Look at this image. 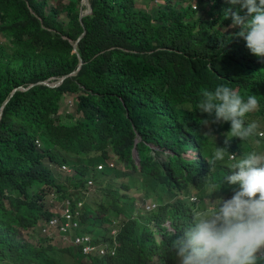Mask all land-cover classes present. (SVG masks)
I'll return each mask as SVG.
<instances>
[{"label": "trees", "instance_id": "trees-1", "mask_svg": "<svg viewBox=\"0 0 264 264\" xmlns=\"http://www.w3.org/2000/svg\"><path fill=\"white\" fill-rule=\"evenodd\" d=\"M48 1L0 0V32L7 39L0 41V264H177L172 240L192 223L194 210L222 197L212 185L232 165L228 156L213 160L231 124L204 125L211 118L198 109L203 88L193 71L203 67L192 62L220 45L246 57L236 40L242 38L233 37L239 31H223L232 21L225 11L240 6L228 0H89L91 10L81 16L87 7L82 0ZM214 63L229 67L226 58ZM254 64L264 67V61L243 72L252 78L236 71L229 76L242 82L240 95H257L264 108V72ZM224 83L217 77L213 88ZM63 100L72 105L69 113L61 111ZM136 128L145 140L158 135L174 150L167 167L143 143L141 165L135 164ZM248 146L232 140L228 150ZM187 147L198 160L185 156ZM45 154L72 172L47 166ZM111 154L125 169L97 170ZM88 179L94 180L91 194L84 192ZM195 186L198 202L187 197ZM53 191L59 200H83L80 230H98L93 241L107 240L108 253L85 256L78 245H54L42 234L30 239L55 214L46 201ZM136 192L160 205L133 217ZM121 214L128 219L117 223ZM167 220L173 230L162 225ZM113 227L120 228L115 239Z\"/></svg>", "mask_w": 264, "mask_h": 264}, {"label": "clouds", "instance_id": "clouds-1", "mask_svg": "<svg viewBox=\"0 0 264 264\" xmlns=\"http://www.w3.org/2000/svg\"><path fill=\"white\" fill-rule=\"evenodd\" d=\"M82 2L87 5L86 9H82V12H89L91 10L89 0ZM228 2L233 6L239 5L240 8L236 11H233L232 8L225 11L224 18L231 17L232 21L226 25L223 31L225 33L239 31L233 37L242 38L241 41L235 39L243 46L246 57L241 59L237 53L222 49V45H220L214 50L203 51L201 56L196 54L192 67L203 68L199 71L192 69L203 88L198 109L211 118V121L203 120L204 125L209 123L227 124L229 122L231 124L224 127L221 141L225 146L216 147L213 160L223 161L225 156H228V161L232 165L228 169V173L212 185V193L220 190L222 197L215 202L212 201L213 207L211 208L194 210L192 223L172 240L171 248L176 250L178 259L180 258V262L177 259V264H264V120L258 118L264 117V108L259 107L257 95L251 94L246 97L240 95L242 82L234 84V80H231L229 76L232 71H236L244 80L252 78L243 72L253 66L254 61L256 63L264 61V0H228ZM241 11L244 13L241 14ZM225 39L227 38L224 37L221 41ZM76 50L75 46L74 51ZM220 58L229 60V67L214 65V61ZM259 69L262 71L264 67H259ZM217 77L224 79L225 83L216 84L217 87L213 88ZM62 80L63 78L58 82ZM54 85L57 84L54 83ZM20 87L26 89L29 86ZM15 90L16 88L13 91ZM188 107L190 109L191 106ZM245 121L248 122L247 125ZM232 140L242 144L247 142L249 146L241 152H229ZM140 143L149 148V155L159 166L167 167L166 163L175 154L174 150L166 146L158 135L153 140H145L136 128L131 154L138 167L141 165L142 156ZM184 154L191 160H198L199 154L195 149L187 147ZM108 160L95 165L96 169L104 168L108 165ZM122 163L126 167V163ZM59 166L66 170L65 164ZM202 168L203 164H197L194 179ZM222 187L223 189H221ZM94 189V180L88 179L84 192L91 194ZM50 194L54 199L51 205L54 206L53 203L56 201L61 203L60 208L58 210L51 208L55 214L40 222L39 233L47 236V239H51L50 242L54 245H58L53 242L57 237L67 242L65 245L58 246L78 245L85 256L92 255V253L99 255L108 253V249H105V246L108 245L107 240L101 243L94 242L93 235L80 230L79 220L83 200H76L74 204L72 201L74 197L59 200L55 191L48 195ZM179 196L182 198L181 194ZM188 196L192 202L199 201L198 195L193 191ZM176 197H178L177 194ZM159 205L160 202L152 197L142 199L144 212L153 211ZM66 209L71 214L69 218L71 226L67 231L62 232L60 225H51L50 220L53 218L66 220L64 216ZM119 230L120 228L117 227L111 229L113 239ZM76 236H89L88 244L94 249L85 251L84 246L87 243L74 242ZM102 249L104 252L101 251Z\"/></svg>", "mask_w": 264, "mask_h": 264}, {"label": "rangeland", "instance_id": "rangeland-1", "mask_svg": "<svg viewBox=\"0 0 264 264\" xmlns=\"http://www.w3.org/2000/svg\"><path fill=\"white\" fill-rule=\"evenodd\" d=\"M82 1H84V0H82ZM48 3H49V5H51L52 3H54V0H49ZM0 41H2L3 43H5V41H7V39L4 37V35L1 32H0ZM262 71H264V69ZM60 83L61 82H57L56 84H60ZM20 88L23 89V87H20ZM242 91L240 92V94L243 93ZM61 111H66L65 113H69V111H72V105H71V103L68 100H63L61 102ZM258 118L261 119L262 121L264 120V117H258ZM59 119H60V121L62 123H65L67 121V115L62 114V115L59 116ZM258 130H263V129H258ZM35 143H36L37 147L41 146V140L39 138H36V142ZM42 159H43V162H45L47 166L51 167L52 169H57L58 171H61V173L63 175L72 172L71 171L72 167L69 164L65 163V166H66V170H65V169H63L62 166H59L58 163H55L54 161H51L50 160V155H48V154H45V156ZM107 159H109L108 160V166L115 167V168H118V169H124L125 168V166H124L125 164L118 163L113 154H111V156L109 158H107ZM110 163H113V165H110ZM57 177H58L57 178L58 181H62L61 178L63 176H60V178H59V176L57 175ZM197 191H198L197 187L196 186L193 187V192L196 195L198 193ZM52 197L53 196L51 194L46 197L47 205H48V207H51L54 210L55 209L58 210L60 208V204L61 203L55 201L53 203L54 206H50V203H52L54 201V199ZM134 197L135 198H134L133 202H131V207L129 208V212H132L133 216L141 215V214L144 213V209L142 207V199L144 198V194H143V192H140V193L136 192V193H134ZM178 197H180V196H178ZM178 197H175V199L178 198ZM148 199H150V198H148ZM122 219H127V216L121 214L119 217L116 218V220H119V221L122 220ZM164 225L167 227L168 230H173V226H172L170 221L165 222L163 224V226ZM151 226L153 227L155 225L151 224ZM95 232H98V230L95 229V231L90 232V234L94 235ZM25 236L28 237V235L26 233H25ZM39 236H41L40 233H39L38 236L34 237V239L33 238H30V239L33 240V241H37L39 239ZM53 242H55L58 245L67 244V242L66 241L64 242L62 239H60V237L54 238ZM178 260L180 262V258Z\"/></svg>", "mask_w": 264, "mask_h": 264}, {"label": "built area", "instance_id": "built-area-1", "mask_svg": "<svg viewBox=\"0 0 264 264\" xmlns=\"http://www.w3.org/2000/svg\"><path fill=\"white\" fill-rule=\"evenodd\" d=\"M64 216L66 217V220L62 221V220H60L58 218H53V219L50 220V224L51 225H55V226L60 225V229H61L62 232L67 231L70 228V226H71V222H70V219H69L71 217V214H70V212H68V209L65 210ZM74 225H76V223H74ZM88 239H90L89 236H76L74 242H76V243L77 242L78 243H87L84 246V250L88 251V250L94 249L93 246H90L88 244ZM101 251L104 252V249H102Z\"/></svg>", "mask_w": 264, "mask_h": 264}, {"label": "water", "instance_id": "water-1", "mask_svg": "<svg viewBox=\"0 0 264 264\" xmlns=\"http://www.w3.org/2000/svg\"><path fill=\"white\" fill-rule=\"evenodd\" d=\"M85 13H86V12L83 13V12L81 11V15H83V14H85Z\"/></svg>", "mask_w": 264, "mask_h": 264}]
</instances>
